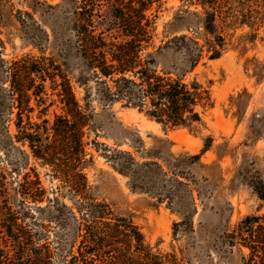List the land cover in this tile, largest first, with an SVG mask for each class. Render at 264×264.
I'll use <instances>...</instances> for the list:
<instances>
[{
	"label": "rangeland",
	"instance_id": "rangeland-1",
	"mask_svg": "<svg viewBox=\"0 0 264 264\" xmlns=\"http://www.w3.org/2000/svg\"><path fill=\"white\" fill-rule=\"evenodd\" d=\"M44 1L59 6L53 16L46 12L33 13L21 4L22 0H0L3 42L0 44V174L7 175L10 188L23 183L25 175H31V179L39 175L47 193L45 199L36 204L27 203L33 217L22 219L20 213L19 224L33 236V248L45 244L50 250L48 264H69L73 256L79 262H86L79 253L82 239L77 236L78 223L84 217L79 212L84 209L82 203L73 199L67 188L59 192L62 183L53 179L51 170L42 167L29 148L15 139L16 116L11 113V81L6 66L25 56L53 57L57 51L53 47L52 25L66 20L68 8L74 7L73 0ZM78 2L80 7L82 0ZM99 5L97 12L105 14L108 5ZM180 10L203 13L197 0H164L160 9L154 6L151 13L156 17L157 44L171 37L166 26ZM19 11L31 13L32 29L49 35L42 46L33 45L26 38L18 21ZM214 11L219 34L224 39L222 57L211 60V53L204 47L201 63L187 77V81L197 79L210 91L213 105L201 111L202 124L192 128H164L121 103L105 110L96 101L92 103L100 126L96 141L103 147L101 152L92 145L88 147L93 156L86 170L91 195L97 202L108 205L114 217L132 221L154 252L175 255L181 264H241L238 249L229 252L221 238L247 216L264 215V204L251 187L257 177L264 180V0H218ZM55 17L58 23H54ZM190 22H195V18L191 17ZM181 34L195 37L187 32ZM197 40L205 45L204 40ZM73 76L77 74L74 72ZM49 87L48 82V95L43 96L46 101L42 106L47 108L45 114H40L42 108L35 102L32 104L34 122L49 120L52 124L56 115L63 114L57 96ZM76 94L80 100L84 97L79 87ZM209 138L211 149L204 152ZM95 139L91 133L89 142ZM133 146H139V152ZM113 151L128 152L140 164L151 162L146 158L150 152L162 156V161L153 160L162 166V171L143 170L149 191L134 189L132 180L114 169L103 155ZM198 155L199 161L193 164L188 161ZM56 195L66 206L60 217L54 209L61 205L53 206L49 202ZM160 196L164 198L162 201ZM189 209L195 212L194 230L175 237L174 224L180 223L183 220L180 213Z\"/></svg>",
	"mask_w": 264,
	"mask_h": 264
},
{
	"label": "trees",
	"instance_id": "trees-1",
	"mask_svg": "<svg viewBox=\"0 0 264 264\" xmlns=\"http://www.w3.org/2000/svg\"><path fill=\"white\" fill-rule=\"evenodd\" d=\"M78 1L73 0L74 7L68 8L66 20L52 25L53 47L57 51L53 57L25 56L6 66L11 81V113L16 116V142L28 147L33 158L51 170L53 179L62 183L59 192L67 188L72 198L84 207L79 210L84 217L78 223L77 236L82 239L79 253L86 262H79L73 256L69 264H96V261L103 264H181L175 255L154 252L132 221L114 217L108 205L97 202L91 195L86 170L93 156L88 147L92 145L97 152L103 147L96 141L100 126L92 103L96 101L104 110L121 103L164 128H192L202 124L201 111L213 105L210 91L197 79L187 81V77L201 63L204 47L211 53V60L222 57L224 39L219 34L214 11L218 0H197L203 13L189 10L176 13L166 26L171 37L161 40L160 44L156 42V17L151 12L154 6L160 9L164 0H82L80 7ZM99 3L108 5L105 14L97 12ZM21 4L33 13L46 12L51 16L59 9L44 0H22ZM191 17L195 22H190ZM30 19L31 13L19 11L18 21L26 38L33 45L42 46L49 35L32 29ZM58 21L55 17L54 23ZM197 39L204 40L205 45H200ZM0 44L3 45L1 40ZM48 82L63 114L56 115L52 124L49 120L34 122L32 104L35 102L38 108L45 105L43 96L48 95ZM77 87L84 91L81 100L76 94ZM46 109L42 108L40 114L44 115ZM91 133L96 137L93 142H89ZM211 143L209 138L204 152L211 149ZM133 148L139 152V146ZM103 155L117 172L132 180L134 189L141 192L149 191L143 170L162 171V166L153 161H162L158 152L148 153L146 158L151 162L141 164L128 152L113 151ZM199 160L200 155L188 159L191 164ZM7 183V175L1 173L0 264H48L50 250L45 244L33 248V236L19 224L20 213L22 219L33 217L27 203L36 204L45 199L47 193L39 175L35 174V179L25 175L24 182L13 188ZM251 187L264 204V180L257 177ZM49 202L53 206L61 205L54 211L58 217L62 216L66 206L58 195ZM194 213L191 209L180 213L183 220L174 224L175 237L193 232ZM221 242L231 253L238 249L241 264H264V215L247 216L231 233L223 234ZM87 257L91 260L84 259Z\"/></svg>",
	"mask_w": 264,
	"mask_h": 264
}]
</instances>
